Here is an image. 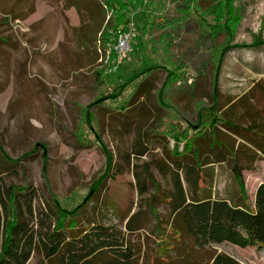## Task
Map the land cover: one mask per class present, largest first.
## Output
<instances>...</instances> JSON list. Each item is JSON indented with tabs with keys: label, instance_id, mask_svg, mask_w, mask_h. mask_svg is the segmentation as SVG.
Instances as JSON below:
<instances>
[{
	"label": "rangeland",
	"instance_id": "374dc122",
	"mask_svg": "<svg viewBox=\"0 0 264 264\" xmlns=\"http://www.w3.org/2000/svg\"><path fill=\"white\" fill-rule=\"evenodd\" d=\"M75 1L79 7L73 0H0V150L16 162L0 155V179L3 186L35 191L29 219L37 229L45 225L44 213L50 207L59 204L71 212L84 204L81 226L96 218L125 233L136 255L134 264H175L177 254L159 255L157 246L163 238L157 229L162 234L170 230L168 201L180 159L175 158V141L184 149L185 161L184 155L193 154L203 136L201 148L208 154L204 157L202 151L200 160L209 187L219 197L239 194L228 154L226 163H206L217 152L214 144L244 150L236 130L209 126L211 79L214 61L229 46L219 77V111L213 114L233 106L234 116L244 114L240 101L248 100L252 89L264 82V0H224L226 4L209 16L204 9L214 0H199L189 6L185 18L180 5L188 6L187 0H143V7L114 9V18L108 16L105 23L94 0L88 8L85 0ZM229 5L232 26L220 31L225 19L215 17ZM158 17L167 21L160 24ZM120 20H128V26ZM154 21L160 25L150 28ZM124 29H132L130 46L122 56L115 55ZM156 65L162 68L144 78L141 73ZM167 67L177 80L159 104L157 91L167 78ZM119 72L124 73L122 82L129 83L121 94L109 82ZM139 82L141 96L135 94L134 99ZM255 94L247 104L264 117V93L256 89ZM200 106L206 110L205 127L198 129ZM251 121L244 115L236 122L245 127ZM215 135L220 142L212 140ZM210 146L214 149L209 153ZM141 149L147 152L138 154ZM191 154L186 160L195 165ZM240 163L246 167L244 189L253 204L264 180V156L244 157ZM180 173L191 196L185 173ZM205 185L202 180L200 186ZM138 212L145 229L129 233L126 223ZM216 247L245 264H264V249ZM25 264L50 262L37 246Z\"/></svg>",
	"mask_w": 264,
	"mask_h": 264
},
{
	"label": "trees",
	"instance_id": "16d2710c",
	"mask_svg": "<svg viewBox=\"0 0 264 264\" xmlns=\"http://www.w3.org/2000/svg\"><path fill=\"white\" fill-rule=\"evenodd\" d=\"M91 1L85 0L86 8L91 4ZM187 1L188 6L180 5L183 18L189 16L186 13L189 6L196 4L199 0ZM94 2L96 5L98 4V11L102 13L104 23L108 16L111 15L114 18V9H123L127 6H133V4L136 7L145 5L143 0H133L134 3L131 0H94ZM73 4L79 7L75 0H73ZM224 4H226L224 0H214L212 5L204 9L205 16L214 15L219 6ZM230 6L225 10L220 9L222 15L215 17L219 21L225 19L224 23H219L220 31L229 30L232 26L230 19L232 6ZM111 20L113 21V19ZM156 20L160 24L167 21L161 17ZM112 23L108 27H112ZM119 23H125L124 28H126L129 21L121 22L120 20ZM160 24L154 21L150 28ZM208 32L210 33L209 30L206 31V33ZM207 35L211 40L212 37ZM163 39L162 44L164 46L166 38ZM228 49L229 46H225L218 59L214 61L215 72L211 79L212 93L210 96L213 107L209 110L213 112L209 118V126H212L215 131L221 125L236 130L244 150L241 152L239 148L234 150L224 143L219 144V139L215 135L212 140L218 143V145L214 144V148L217 149L218 147V149L217 152H214L213 160L208 158L206 163L223 164L228 161L230 156L233 162L232 171L241 191L235 198L219 197L209 187L211 181L205 180V170H203V162L200 160L202 151L204 157L208 154L206 149L201 148L204 144L203 136L200 137L202 139H198L193 154L188 151V154L184 155L185 161L181 159L184 149L180 150L179 142L175 139L177 140L174 148L175 158L180 156V159L175 164L174 191L168 201L172 215L171 221L167 223L168 228H170L169 234H166V230L162 234L161 230L157 229L159 237L163 235L162 240L158 241L157 244L159 255L175 252L177 254L175 264H241L233 256L214 247V245H222L223 243L241 248L264 249V181L258 186L254 203L251 204L246 196L242 176L246 167L240 163V159L244 157L253 159L257 154L264 156V117L259 111H251V106L247 104L250 98H255L256 89H260L264 93V82L261 81L256 89H252L248 100L240 101L239 104L245 108L244 114L234 116L236 114L233 112L234 106L227 112L220 113V115L213 114L214 111H219L218 105L221 97L219 77L223 56ZM114 54L118 55L115 50ZM160 68L162 66L156 65L144 70L141 74L145 76L144 78H148ZM165 69L168 73L167 78L157 91L159 104L164 103L168 86L177 80L171 71V67ZM123 74V72H119L116 77L109 81L113 87L115 86L114 90H118V94H121L129 84L122 82ZM140 85H142L140 82L135 85L132 95L134 99H137L135 94L138 98L141 96L142 88ZM99 102L101 101H97V105ZM115 110L118 109L115 108ZM205 111L203 106L198 109V123L196 126L194 125L198 129L205 125L202 120L205 119ZM244 115L252 119L245 127L236 122ZM88 116L91 117V114ZM214 148L210 146L209 153ZM146 152L145 149H141L138 154L144 155ZM190 154L195 165L194 162L186 160ZM227 154L228 157H226ZM0 155L7 161L16 163L4 155L2 150H0ZM180 172L185 173V181L191 188V196L185 190ZM111 176L109 178H112ZM202 180L206 181L207 185L200 186ZM99 185L100 183L97 186ZM141 188L144 187L141 185ZM157 188H159L158 184ZM35 197V191L32 188H21L16 185L3 186L0 179V264H25L30 259L32 250L37 246L50 264H134L136 255L125 233L115 227L100 223L96 218L88 220L87 224L85 223L86 226H81V222L85 219L84 204L71 212L56 204L54 208L50 207L44 213L45 225L42 224L39 229L31 226L29 217L34 214L33 202ZM139 216L140 213L138 212L129 217L126 223L127 232L133 233L145 229ZM165 264H168V260H165Z\"/></svg>",
	"mask_w": 264,
	"mask_h": 264
},
{
	"label": "built area",
	"instance_id": "2783aa9c",
	"mask_svg": "<svg viewBox=\"0 0 264 264\" xmlns=\"http://www.w3.org/2000/svg\"><path fill=\"white\" fill-rule=\"evenodd\" d=\"M132 36V29L124 31H120L116 45H115V51L119 56H122L126 51L128 50L130 46V38Z\"/></svg>",
	"mask_w": 264,
	"mask_h": 264
},
{
	"label": "crops",
	"instance_id": "0c3cea01",
	"mask_svg": "<svg viewBox=\"0 0 264 264\" xmlns=\"http://www.w3.org/2000/svg\"><path fill=\"white\" fill-rule=\"evenodd\" d=\"M264 181V180H263ZM262 181V182H263ZM261 182V183H262ZM260 185V184H259ZM254 203V202H253ZM222 245H231V246H234L235 248H239L240 250H242V249H246V248H241V247H239V246H235V245H232V244H228V243H223ZM216 246H219V245H214V247L215 248H217ZM247 248H251V247H247ZM218 249V248H217ZM219 250V249H218ZM220 251V250H219ZM224 252V251H223ZM225 253H227V252H225ZM227 254H229V253H227ZM230 255V254H229ZM232 256V255H231ZM234 257V256H233ZM234 258H236V257H234ZM237 259V258H236ZM241 264H245L244 262H242L241 260H239V259H237Z\"/></svg>",
	"mask_w": 264,
	"mask_h": 264
}]
</instances>
